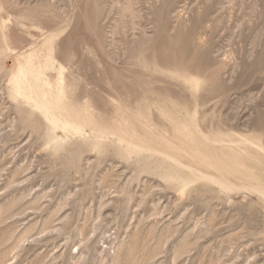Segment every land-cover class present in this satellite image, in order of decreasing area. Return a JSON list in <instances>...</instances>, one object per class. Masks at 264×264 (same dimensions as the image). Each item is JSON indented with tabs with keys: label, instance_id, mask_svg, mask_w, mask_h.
<instances>
[{
	"label": "rangeland",
	"instance_id": "374dc122",
	"mask_svg": "<svg viewBox=\"0 0 264 264\" xmlns=\"http://www.w3.org/2000/svg\"><path fill=\"white\" fill-rule=\"evenodd\" d=\"M0 264H264V0H0Z\"/></svg>",
	"mask_w": 264,
	"mask_h": 264
},
{
	"label": "bare ground",
	"instance_id": "6f19581e",
	"mask_svg": "<svg viewBox=\"0 0 264 264\" xmlns=\"http://www.w3.org/2000/svg\"><path fill=\"white\" fill-rule=\"evenodd\" d=\"M20 71H23V70H20ZM23 72H24V71H23ZM19 73H20V72H19ZM20 75H22V76H20V77L24 78L23 81H26L25 84H27V83H28V80L26 79V75H24V73H22V74L20 73ZM28 75H29V74H28ZM17 78H18V77H17ZM16 82H17V81H16ZM17 85H18V84H17ZM21 85H22V84H21ZM21 85H20L19 88H18L19 90H20ZM30 87H31V86H30ZM18 89H17V90H18ZM35 101H36V100H35ZM39 105H40V103H39ZM41 108H42V107H41Z\"/></svg>",
	"mask_w": 264,
	"mask_h": 264
}]
</instances>
